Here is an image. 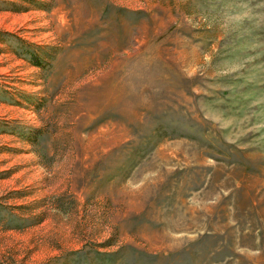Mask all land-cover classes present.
Returning <instances> with one entry per match:
<instances>
[{
	"label": "rangeland",
	"instance_id": "374dc122",
	"mask_svg": "<svg viewBox=\"0 0 264 264\" xmlns=\"http://www.w3.org/2000/svg\"><path fill=\"white\" fill-rule=\"evenodd\" d=\"M0 264H264V0H0Z\"/></svg>",
	"mask_w": 264,
	"mask_h": 264
},
{
	"label": "clouds",
	"instance_id": "9594fccd",
	"mask_svg": "<svg viewBox=\"0 0 264 264\" xmlns=\"http://www.w3.org/2000/svg\"><path fill=\"white\" fill-rule=\"evenodd\" d=\"M239 19V18H238Z\"/></svg>",
	"mask_w": 264,
	"mask_h": 264
},
{
	"label": "trees",
	"instance_id": "16d2710c",
	"mask_svg": "<svg viewBox=\"0 0 264 264\" xmlns=\"http://www.w3.org/2000/svg\"><path fill=\"white\" fill-rule=\"evenodd\" d=\"M38 65V64H37Z\"/></svg>",
	"mask_w": 264,
	"mask_h": 264
}]
</instances>
